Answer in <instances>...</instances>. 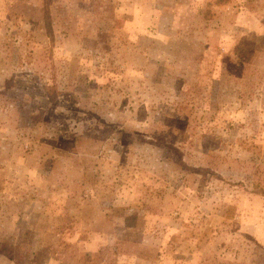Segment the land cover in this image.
<instances>
[{"label": "rangeland", "instance_id": "rangeland-1", "mask_svg": "<svg viewBox=\"0 0 264 264\" xmlns=\"http://www.w3.org/2000/svg\"><path fill=\"white\" fill-rule=\"evenodd\" d=\"M0 264H264V0H0Z\"/></svg>", "mask_w": 264, "mask_h": 264}, {"label": "trees", "instance_id": "trees-1", "mask_svg": "<svg viewBox=\"0 0 264 264\" xmlns=\"http://www.w3.org/2000/svg\"><path fill=\"white\" fill-rule=\"evenodd\" d=\"M244 42H239L238 44H237V46H235V50H237V49H239L241 52H242V46H247V44H243ZM239 51V52H240ZM249 53L250 52V50H244V52H243V54H245V53Z\"/></svg>", "mask_w": 264, "mask_h": 264}]
</instances>
